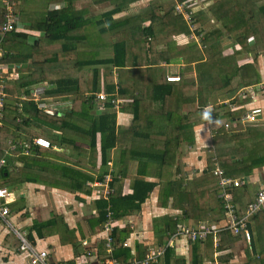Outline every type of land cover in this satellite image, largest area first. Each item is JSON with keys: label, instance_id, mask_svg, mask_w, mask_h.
<instances>
[{"label": "trees", "instance_id": "16d2710c", "mask_svg": "<svg viewBox=\"0 0 264 264\" xmlns=\"http://www.w3.org/2000/svg\"><path fill=\"white\" fill-rule=\"evenodd\" d=\"M3 1L5 0H0V25L5 20ZM19 1L22 0H11L16 3L14 8L21 9L17 18L24 25V30L11 31L3 36L1 46L4 55L0 63L7 66L10 73L22 74L24 66H28V70L34 69L35 72H30L29 80L26 82L21 81L17 84L11 79L6 82V101L0 121V159L5 157L8 163L9 156L5 155L8 150L7 142L20 141L22 137L30 143L34 137L40 136L47 139L50 145H68L74 148L80 146L82 140L87 142L88 146L95 147L98 137L101 162L106 169L95 179H101L109 169L114 177L110 184L113 193L107 199L97 202L101 225L105 222L107 210L111 211L114 219L125 217L129 206L134 208L131 213L136 211L155 184L135 180L132 193L124 196L121 193L116 194L115 184L121 177L112 166L108 167L106 162L116 140L126 144L129 140L134 143L143 141L144 135L142 136L141 133H144V122L140 121L137 113H133L132 128L129 129V133L124 137H114L115 122L112 116L102 115L91 122L86 119L90 118L89 113L94 107L95 97L102 88L99 67H103L106 83L102 91L108 96L105 107H113L110 101L118 99L117 94L118 97L126 94L124 89L128 84V74L131 72L127 69L140 66L137 56L130 55V59L127 56V45L135 42L140 45L141 54L151 58L149 59L151 65L161 62L170 63L180 57L186 65L194 61L198 62L201 72L199 76L203 73L210 75L208 80H201L199 77L198 82L189 84L181 81L170 83L164 77L160 78L159 84L154 91L152 90L151 98L164 105V100L173 95L172 88L165 85L175 84L176 97L189 103L198 102L195 113L181 119L177 118V121L173 118L175 115L172 110L163 113L168 126H172L173 132L183 133L184 140H190L186 137L188 134L186 130H191L197 125L203 127V124H207V118L219 121L216 126L209 129L210 144L206 147V168L192 182H187L186 177H182L181 182L173 180L161 189L160 193L168 199L173 209L180 211L174 217L182 222L194 221L203 224L223 222L224 209L216 199L215 191L208 190L216 188L217 185V178L212 174L216 165L224 171V176L244 181H247L246 178L252 170L264 166V113L257 122L241 123L237 120L245 110L232 111V108L242 102L240 103L237 96L230 98L238 88L250 90L260 83L261 78L254 64H256L258 46L260 48L261 45L264 52V0H225V2L220 0L208 6L205 11L199 9L195 12L191 11L195 6L190 0H174L175 3L172 2L167 9L163 8L162 3L172 0H155L130 17L125 15V11L131 4L140 0H89L92 6L101 8L100 12L95 13L75 6L78 1L84 0H39L42 5L32 2L29 8L25 6L18 8ZM62 3L64 7L56 6ZM175 4L182 6L188 15V21L175 10L177 7ZM206 13L219 23V26L208 32L201 29V26L207 22ZM188 25H197L194 35L199 36L203 33L200 50L198 44L193 42L184 48L176 45V36L190 35ZM106 34L111 35V39L114 40L110 45L112 56L109 59L95 60L94 54L97 52L79 50L80 44L90 48L105 46ZM223 39L232 42L230 48L233 50L231 54L225 56L219 49ZM250 40H253L252 45L249 44ZM112 67L118 71L125 70L127 74H124L122 79L118 78L114 84L111 83ZM38 85H45L48 88L43 99L53 98L56 101L71 99L72 109L65 113L57 111L48 116L39 110L34 102L20 99L19 90L28 95L29 90ZM140 100H143L142 91L138 92L134 108L139 107ZM129 106L133 107L132 104ZM160 110L164 111L162 107ZM202 112H206L207 115H202ZM190 120H194V123ZM226 121L232 127L224 128L222 123ZM54 131H57L59 136L53 134ZM173 142L174 138L168 137L162 146L168 147ZM34 148L36 153L39 150L47 152L51 149ZM19 157L24 166L31 164L24 155ZM137 157L143 165L160 162L159 165H162L160 167H163L172 156L164 151L162 155L140 154ZM42 162L37 161V165ZM23 171L24 168H18L7 172L5 167L0 171V188L8 189L14 183L29 180L28 176L21 177ZM82 187L90 192L87 186ZM238 190L240 191V188L231 191L233 197ZM242 191L244 192L245 189H241L240 192ZM121 208L125 209L122 213L119 212ZM244 208H240L241 212ZM170 218L171 216L167 220ZM169 223L159 231V234L166 236L176 230L174 220H170ZM123 233L126 236L128 229L124 228L119 233L113 231L111 247L113 258L121 262H125L129 257V249L119 248L122 253L120 257V253H116L118 249L114 250L113 246ZM223 236H225V239L222 237L223 242L233 240L229 231H225ZM208 239L211 240L210 237ZM136 249L140 250L138 247ZM261 255H257L254 264L260 262L263 258Z\"/></svg>", "mask_w": 264, "mask_h": 264}, {"label": "crops", "instance_id": "0c3cea01", "mask_svg": "<svg viewBox=\"0 0 264 264\" xmlns=\"http://www.w3.org/2000/svg\"><path fill=\"white\" fill-rule=\"evenodd\" d=\"M131 6L132 4L129 8ZM125 15L130 17L133 14L125 12ZM210 17L217 22L212 16ZM113 42L114 40L111 44ZM131 44L134 46L132 47ZM176 45L179 44L176 43ZM198 45L200 46L199 43ZM81 46L84 50L83 46L86 45ZM136 48L139 49L138 55L135 53ZM127 50L129 59L130 55L139 58L137 62L140 66L127 69L132 73L130 72L127 77L128 84L124 89L126 94L121 97H118L117 94L118 104L112 108L105 107L106 102H96L95 97L94 107L89 113L90 118L86 119L91 122L94 118L102 115L112 116L115 122L114 137H124L129 133V129L132 128L133 113H137L140 121L144 122V133H141L144 136L141 143L129 140L126 144L116 140L108 154V162L121 177L115 184L116 194L121 193L124 196L132 193L135 180H144L155 184L148 197L139 204L136 211L131 213L134 208L129 206L125 217L116 219L114 233H119L124 228L128 229V233L126 236L123 233L113 248L114 250L118 249L116 253H120L121 257L122 253L119 248L123 247V243H126L130 252L129 257L125 259V262H121L113 258V252L104 253V233L101 229L97 206L100 199H98L97 192H88L82 187L85 186L82 184L91 182L92 179L95 180L106 169V166L101 162V147L98 137L95 147L88 146V143L82 140L81 145L77 148L68 145H51L50 151L39 150L38 153L34 148L28 155H24V158L31 162L26 166L20 160L19 156L22 155L10 156L6 171L12 172L18 168H24L21 177L28 176L30 179L14 183L8 189L6 188L10 193L7 217L9 225L33 244L37 250L45 251L49 264H110V260H115L118 264H141L144 260H147V264H214L215 261H219L221 264H254L258 254H262L263 258L257 264H264V212L249 220V241L244 240L242 235L231 234L233 240L223 242L222 237L225 239L223 236L225 231H223L218 235V247L216 248L213 246L212 239L189 242L175 238L168 241L166 236L159 234L166 224H170V220H174L175 228L180 227L182 223L191 227L219 226L224 223V221L219 224H203L194 221L186 223L174 217L180 211L170 206V202L162 196L160 190L173 180L181 182L182 177H186L187 182H192L206 168V147L210 144L209 127L207 124H203L201 128L197 125L191 130H186L188 133L186 137L190 139L188 141L184 140L183 133L173 132L172 126H168L163 113L172 110L175 115L173 118L177 121V118L181 119L195 113L198 105L197 101L189 103L176 97L175 84L165 85L172 88L173 95L164 100V105L151 98L152 90H155L160 78L178 76L181 82L189 84L198 82L199 77L201 80H208L210 75L203 73L199 76L198 74L201 72H199L198 62L194 61L186 65L180 57L170 63L161 62L151 65L149 61L151 58L143 56L140 45L135 42L129 43ZM95 52H97L94 54L95 60L109 59L112 56L111 50L109 52L111 55L108 57L99 56L96 47ZM225 54L227 55V53ZM256 65V70L261 78L260 83L256 84L254 89L245 88L248 97L240 100V103L242 102L243 109L244 107H259L264 113V52L261 45L260 48L258 46ZM99 68L100 73L102 72L100 92H103L102 90L106 86L104 70L102 66ZM110 71L113 84L126 74L125 70L118 71L113 67ZM21 77L23 79V74ZM80 88H82V84H80ZM238 89L235 93L241 88ZM139 91L143 92V100L139 101V107L134 108ZM116 93L114 94L116 95ZM51 102V105L57 103L56 108L67 106L68 103L72 104L68 110H56L60 113L70 111L73 106L72 100L67 98L57 101L54 99ZM102 104H104L103 108L99 109ZM131 104L133 107L129 106ZM161 107L163 112L160 110ZM190 121L194 123V120ZM53 134L59 136L57 131H54ZM168 137L174 138V142L168 147L162 146ZM80 139L83 138L80 137ZM21 140L25 139L22 137ZM164 151L172 157L166 161L163 167H160L162 166L159 165L160 162L158 164L149 162L143 165L140 158L137 157L140 154L162 155ZM39 159L43 162L37 165ZM246 179L245 184L240 187V191L243 188L245 191L238 190L234 197L232 195L233 201L239 209L244 208L253 199L258 185L264 184V166L252 170ZM214 189L216 188L208 190L213 192ZM124 208L119 209V212H124ZM169 216L171 218L167 220ZM137 247L140 248V252L136 249ZM0 264H28L25 254L18 251V241L13 231L3 223H0Z\"/></svg>", "mask_w": 264, "mask_h": 264}, {"label": "built area", "instance_id": "2783aa9c", "mask_svg": "<svg viewBox=\"0 0 264 264\" xmlns=\"http://www.w3.org/2000/svg\"><path fill=\"white\" fill-rule=\"evenodd\" d=\"M13 2L11 0H5L2 3V6L5 10L4 22L0 25V59L3 57L4 52L1 46V40L6 33L11 31H23V24L18 21L17 15L19 14V10L14 8ZM22 74L20 73H10L8 67L0 63V121L2 119L3 105L6 99V82L11 79L13 83L17 84L22 80H20ZM177 76H167V82H176L178 81ZM47 86L38 85L31 88L28 92V95H25L23 91L19 90V95L21 100L31 101L42 110L45 115L51 116V100L43 99ZM115 90H117L115 88ZM238 97L239 100L246 99L247 90L240 89L236 92L233 98ZM253 99V97H250ZM108 101V96L106 93L101 92L96 95V102L105 103ZM110 103L112 106L116 107L118 102L116 100H111ZM104 104L99 106V109H102ZM45 109L49 110L46 111ZM243 109L242 104L233 107L232 111ZM244 113H242L238 120L241 123H252L257 122L259 117L262 115V110L259 107H251L245 108ZM202 115H207L206 112H202ZM207 126L210 128L212 126H216L219 121L212 120L207 118ZM224 128H230L232 125L228 123V121L222 123ZM1 126V124H0ZM8 150L5 152V155H28L29 152L33 149V147L41 148V149H50V142L43 137H34L30 143L25 140L15 141V142H7ZM107 166L110 167L111 163H107ZM7 167V161L5 157L0 159V171ZM213 176L217 178V185L215 189V197L220 202L224 209V223L219 226H209L204 225L201 227H191L186 224H181L180 227L176 228V230L172 234H167V240L171 241L175 238H180L189 242L196 241H204L207 238H211L213 242V246L218 247V235L223 231H229L234 236L242 235L244 240H250V233L248 231V222L249 220L256 216L257 214L264 211V184H259L257 190L254 194L253 199L248 202L241 212L238 206L233 201V197L231 191L235 188H240L245 184L243 179H232L230 177L224 176V171L216 165L215 169L212 172ZM118 178V176L116 177ZM114 177L111 175V169L105 174L101 176V179H95L92 182H88L85 184L90 191H95L98 194V199H107L112 193L113 188H111L110 184L113 182ZM10 193L4 189L0 188V223L7 225L14 233L15 237L18 241V251L20 253L25 254V258L27 259L28 264H49L47 262V255L45 251L37 250L33 244L27 241L24 237H22L19 233H17L12 226L9 225L7 221L8 217V198ZM115 221L112 217L111 211L107 210L105 222L101 225L102 232L104 233V245L106 252L109 254L111 252L112 247V233L114 230ZM123 247H126V243L122 244ZM159 253L157 252V256ZM155 259V257H154ZM149 260V258H148ZM110 264H118L115 260H110ZM141 264H147V260H144ZM214 264H221L219 261H215Z\"/></svg>", "mask_w": 264, "mask_h": 264}, {"label": "rangeland", "instance_id": "374dc122", "mask_svg": "<svg viewBox=\"0 0 264 264\" xmlns=\"http://www.w3.org/2000/svg\"><path fill=\"white\" fill-rule=\"evenodd\" d=\"M28 2H26V1H19L18 3H17V5H18V8H20V7H22V6H25V7H30V5H32V2L33 3H40V1L39 0H27ZM155 0H140V1H137V2H134V4H132V6L130 7V8H128V11H125L126 13H129V14H134V13H137V12H139L141 9H145L146 7H148V5H150L151 3H153ZM218 1H220V0H190V2H191V4L192 5H194L195 7L193 8V10H191V11H193V12H195V11H197V10H199V9H203L204 11L208 8V6H212L213 4H216V2H218ZM223 2H225V0H222ZM172 2H174V0H172V1H166V2H164V3H162V5H163V8L164 9H167L171 4H172ZM175 3V2H174ZM37 4V5H38ZM41 5H42V3H40ZM56 4H59V3H56ZM155 4V3H154ZM93 4L91 3V2H89V0L88 1H86V0H84V1H78L77 3H76V7L77 8H82V9H86L88 12H92V13H95V12H97V11H99L100 12V10H101V8H99V6L98 7H94V6H92ZM176 6H177V4H175ZM56 6H58V8H62V7H64V4L62 3V4H60V5H56ZM106 7V6H105ZM105 9V8H104ZM175 10L178 12V13H181L182 14V16H183V18L185 19V20H187L188 21V15L186 14V12H185V10H183L182 9V6H177V7H175ZM42 13V12H41ZM205 21H207L203 26H201V29L203 28L204 29V32H208V31H211V30H213V29H215L218 25H217V22H215L211 17H210V15L208 14V13H206L205 14ZM217 25V26H216ZM188 27H189V31H190V35L189 36H178V37H176V43H178L179 45L178 46H180V47H188V44L189 43H191V42H194V43H199L200 44V39H201V37H203V33H200L199 34V36H196V35H194V33L193 32H195V29L197 28V25H195V26H191V25H188ZM111 35H108V34H106L105 35V40H106V45L105 46H100V47H96V50H98L99 52H98V55L99 56H102V57H108L109 55H110V45H111V42H112V39H111ZM249 44L250 45H252L253 44V42H252V40H250L249 41ZM187 45V46H186ZM232 42L230 43V42H228L226 39H223L222 40V42H221V45H219V49H220V51L222 52V55H226L225 53H227V55L228 54H231V52L233 51L231 48H232ZM131 46L133 47L134 46V44H131ZM201 46V45H200ZM200 46L198 45V49H200ZM230 46H231V48H230ZM78 47H79V50H81L82 49V46H81V44L80 45H78ZM83 48H85L84 50H90V51H95V48H90L89 46L88 47H85V46H83ZM130 50H131V47H130ZM138 52H139V49L138 48H136V50H135V53H136V55H138ZM139 57H140V55H139ZM130 61V60H129ZM27 67L28 66H24L22 69H23V71L24 72H22V74H23V80H29V75H30V72H35L34 71V69H27ZM254 67L255 68H257V65L255 64L254 65ZM101 75H102V72H101ZM20 80H22V79H20ZM134 80V79H133ZM135 82H136V80H135ZM235 83V82H234ZM235 94V93H234ZM46 99H49V100H51V98H45V100ZM52 100H54V99H52ZM51 100V101H52ZM52 103V102H51ZM58 103H59V101H58ZM61 103V102H60ZM71 103L69 104H67V106H61V107H58V108H56V106H57V103H53L52 105H51V108H47V109H50L51 110V113L53 114V113H55V112H57L56 110H63V111H65V110H68V109H70L71 108ZM73 107V106H72ZM47 109H45L46 111H49V110H47ZM43 112V111H42ZM44 113V112H43ZM263 120H264V116H263ZM210 129V128H209ZM209 129H208V132H209ZM205 130V129H204ZM208 137H210V136H208ZM112 216H113V214H112ZM114 219V218H113ZM114 221L116 222L117 220L116 219H114Z\"/></svg>", "mask_w": 264, "mask_h": 264}, {"label": "clouds", "instance_id": "9594fccd", "mask_svg": "<svg viewBox=\"0 0 264 264\" xmlns=\"http://www.w3.org/2000/svg\"><path fill=\"white\" fill-rule=\"evenodd\" d=\"M178 77V76H177ZM179 78V77H178ZM165 80H166V78H165ZM180 81V78L178 79V81H176V82H179ZM176 82H170V83H176Z\"/></svg>", "mask_w": 264, "mask_h": 264}]
</instances>
